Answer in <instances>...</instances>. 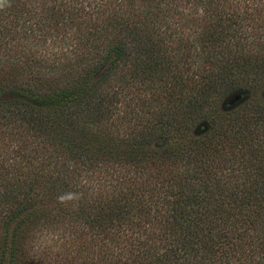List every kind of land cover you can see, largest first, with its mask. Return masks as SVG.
<instances>
[{"label": "trees", "instance_id": "trees-1", "mask_svg": "<svg viewBox=\"0 0 264 264\" xmlns=\"http://www.w3.org/2000/svg\"><path fill=\"white\" fill-rule=\"evenodd\" d=\"M0 52V264H264V0H0Z\"/></svg>", "mask_w": 264, "mask_h": 264}, {"label": "rangeland", "instance_id": "rangeland-1", "mask_svg": "<svg viewBox=\"0 0 264 264\" xmlns=\"http://www.w3.org/2000/svg\"><path fill=\"white\" fill-rule=\"evenodd\" d=\"M10 54H13L12 52L10 53ZM50 58H52L51 60H50V62H49V64H51V65H48V66H51V68H48L46 71H51L53 68L52 67H56V68H58L59 67V65H58V63H64V64H68V63H73L74 61H66V60H62V59H59V57H57V56H55V57H53V56H50ZM58 58V59H57ZM0 60H2V58H1V52H0ZM75 63V62H74ZM0 68L2 67V64H4V60H2V61H0ZM48 64V63H47ZM58 66V67H57ZM93 251V249H90V251H89V255L91 256V252ZM126 252H127V250H126ZM128 253V252H127Z\"/></svg>", "mask_w": 264, "mask_h": 264}]
</instances>
